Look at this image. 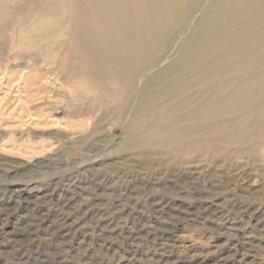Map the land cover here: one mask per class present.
<instances>
[{
  "label": "rangeland",
  "instance_id": "rangeland-1",
  "mask_svg": "<svg viewBox=\"0 0 264 264\" xmlns=\"http://www.w3.org/2000/svg\"><path fill=\"white\" fill-rule=\"evenodd\" d=\"M57 1L0 0V264H264V131L230 115L136 145L153 118L141 85L119 108L108 70L74 52V19L40 17ZM215 2L171 23L143 78L184 63Z\"/></svg>",
  "mask_w": 264,
  "mask_h": 264
},
{
  "label": "bare ground",
  "instance_id": "bare-ground-1",
  "mask_svg": "<svg viewBox=\"0 0 264 264\" xmlns=\"http://www.w3.org/2000/svg\"><path fill=\"white\" fill-rule=\"evenodd\" d=\"M201 1L58 0L40 17L56 19L69 14L74 19V34L69 38L77 49L74 52L80 51L88 62L89 76L99 77L108 70L98 79L112 84L119 108L141 85L140 98L147 103L143 100L142 105L140 100L137 105L152 112L153 118L143 135L134 140L136 145L159 139L177 124L195 121L201 124V131L214 134L227 128L232 119L222 118L230 115L253 118L245 135L263 132L264 120L252 107L259 103L264 112V104L260 105L264 95V0H216L215 14L199 24L186 41L184 63L173 64L169 70L175 67L174 72L163 79L161 71L143 78L153 63L151 57L168 37L171 23L180 17L185 24ZM183 6L186 10L180 12ZM39 19L32 33L43 38ZM165 96L171 97L163 101ZM189 106L192 109L186 112ZM22 191L12 188L7 192L20 196ZM163 233L169 236L172 231Z\"/></svg>",
  "mask_w": 264,
  "mask_h": 264
}]
</instances>
